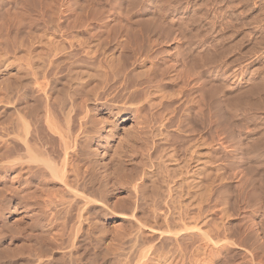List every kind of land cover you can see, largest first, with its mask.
<instances>
[{"label": "rangeland", "instance_id": "374dc122", "mask_svg": "<svg viewBox=\"0 0 264 264\" xmlns=\"http://www.w3.org/2000/svg\"><path fill=\"white\" fill-rule=\"evenodd\" d=\"M4 2L6 3V0H3ZM0 19V120L2 121L0 122L2 125L4 124L3 127L8 128L0 126V129L3 130H0L2 132L0 133L1 140L7 138L5 133H12L14 137L19 133L22 134L21 123L15 115L17 112L19 113L17 115H23L21 108L23 102L26 103V101L27 104L30 102V108L27 110L30 111L31 118H28L30 116L27 115L25 121L30 129L32 128V120L36 116L34 113L37 115L40 113L38 111L40 106L44 110L45 103H40L44 99L40 96L43 93L41 88L45 89V86L49 88L50 92L45 90L53 95L54 112L58 114L61 111L57 118L62 127L65 125V114L63 110H60L58 101L63 104L64 98L72 92V95L80 96L83 104L84 102L89 103L85 99L91 96L90 90L93 87L98 91L92 90L94 93L91 94H98L95 95L96 98L91 96L94 98L92 100L94 102L90 107V113L94 117L98 116L99 125H102L104 120L110 116L112 103L109 105L108 102H114L117 100L116 98L121 101L122 97V103L117 100L119 106L125 101L139 104L135 105L140 107L141 111L136 108L134 115L140 111V114H137L139 117L136 116L137 119L139 118L137 122L143 120L140 124L144 125V127L141 125L136 127V121L126 122L129 131L124 134H129L125 135L126 138L123 136L125 140L121 137V142L125 141L128 146L125 145L126 143L122 144L126 147H122L125 149L120 152L121 154L119 153V159L116 161V163H120L117 164L118 166L111 160L115 161V153L111 150H105L104 155L100 156L103 164L110 168L112 166L114 168L115 165L117 169L114 170L117 172L120 168L122 170L119 169V171L122 174L119 171L115 172L117 184L112 186L111 191L102 198L103 202L105 199L109 202H107L108 204L105 202L108 206L106 204H102V206L104 205V217L109 215L110 220L101 227L98 220L102 217L96 216L97 220L94 219L95 223L92 226L97 225L95 228L97 231L92 226L90 230L92 236L93 233L97 234L92 237L91 243L90 240H87L89 243L73 241L74 237L71 235L77 231L74 230L77 229V225L73 226L76 222L74 223L75 220L72 219H75L76 213H73L75 217L71 216L76 207L73 208V205L68 204L67 199L63 198L62 205L65 203V208L67 207L65 209L61 205V198L54 195V200H58H55L54 205L56 204V206L53 207L57 208V205L60 204L62 207L59 210L63 208L64 211L66 210V214L63 209L58 211V208H55L56 210L53 208L55 211L51 209V213L53 218L57 219L53 220L57 224V228H61V223L65 224L62 227H67L64 229L68 234V239L64 235L66 233L62 231L64 236L61 238L63 240H60L61 247H59V242V246L57 243L47 242L43 235H46L44 231L48 226L50 210L47 209V211L44 207L40 209L33 205L36 201L33 198L37 197L36 191H38L37 188L39 189L38 183L42 184V182L39 180L38 183L34 182L30 186L28 185L29 187L24 186L25 189L22 188L18 191L20 195L17 197L14 192H10V184H15V182L0 171V177H4L0 178V188L7 182L5 180H10L9 185L8 182L5 183L9 187H5L9 193L14 195L9 194L8 191L4 194L5 187L0 189V204H4L0 206V264H108L109 262L110 264H135L136 262V264H264V147H261L264 145V0H17V5L9 12L2 11L0 13ZM125 31L126 33H124ZM31 51L34 55H38V53L40 55V57L36 55L38 58L31 55L32 59L34 56L38 61L31 60V63L37 64L36 67L29 63ZM90 51L93 52L90 53ZM24 53L29 54L25 55ZM46 53L49 54L46 56ZM25 56L27 59L29 58L28 62L25 60ZM40 61L45 63L41 62L44 66L40 64ZM28 63L29 66L26 65ZM99 63L105 68L99 67ZM75 66L88 70L97 68L98 70L89 71H93L95 74L92 72L93 76L88 77L87 81L83 78L77 81L74 78L73 80L68 78L73 77V70L77 68ZM28 67L31 71L28 70ZM32 68H37L38 71V74L32 76L38 80L37 77L40 73L41 79L38 78L45 86L41 85L39 81L34 82L36 80L32 79L30 75L33 73ZM24 69L25 73H22ZM26 70L31 72L27 71L30 76L26 74ZM37 71L34 70L36 73ZM42 72H44V76L48 75L46 79L42 76ZM25 74L33 81L30 78L28 80ZM23 75L26 76L23 77V80H27V84L30 81V85L22 80ZM64 77H67L69 81L67 82ZM70 80H75L76 84L75 81L70 82ZM51 83H54L53 86L56 88ZM72 83L77 86L74 85L75 89L73 87L75 92L69 90V85L71 86ZM61 84L69 85H65L66 87L63 88ZM3 85L6 86L5 89ZM37 85L39 88L40 85L42 86L40 91ZM89 85L90 92L86 88ZM7 86L9 88L14 86L12 89L15 91L10 92L12 89L9 90ZM20 86L23 88H19ZM61 87L63 93L62 90H58L62 89ZM65 88L68 90L65 91ZM23 91L27 96L23 94ZM5 92H7V96ZM67 92L70 93L66 94ZM144 93H148L149 96L147 97L148 94ZM59 95L63 99L59 98ZM77 95L73 96L75 102L82 104L80 99H78L80 101L76 100L79 98ZM101 95H103L102 98L104 97L103 100L99 98ZM128 97H133L136 101L129 100ZM60 99L63 101L61 102ZM68 99L70 100V97ZM111 99L112 101H109ZM66 100L65 98V105L69 101ZM8 101L13 102L9 103ZM32 103H36L35 106H31ZM38 103L40 106L37 105ZM117 103H113V105L118 106ZM77 104L72 112L75 111L80 115L83 105ZM14 105H16V110L20 105L18 106L19 111H15L16 113ZM36 106H39V109ZM92 109L95 111L93 110V112ZM40 111L42 112V109ZM72 112L71 116L74 114ZM122 113H118L117 123L124 116L130 115V112L127 111ZM74 116L77 117L76 114L72 117ZM72 117L71 119H73ZM76 117L73 121L70 119L69 124L72 128L77 126L75 124L78 123V117ZM7 119H11L13 123L8 122ZM95 119L97 120V118ZM101 120L104 122L102 123ZM213 120L214 122H212ZM10 128H13V131ZM132 129L140 130L141 134L145 133L143 136L139 132L140 135L134 134L139 136L136 139L140 142L131 135L133 134ZM1 134H5V137ZM229 135L230 137H228ZM44 137L49 143L51 142L48 133H45ZM231 137L233 138L230 139ZM9 139V146L13 145L12 141L17 140V138L11 139V141ZM17 142H15L16 145ZM220 142L223 143L222 146L219 144ZM259 142L261 145L257 144ZM139 144L141 148L137 146ZM237 145L238 147H236ZM131 146L136 152L131 150ZM240 147L242 148L240 149ZM99 149L97 150L99 153L103 152L101 147ZM109 155L113 157L110 159L112 162L109 161ZM110 162L113 164L112 166ZM139 171L144 172L145 175ZM137 172L142 175H138ZM134 176H137V181ZM126 177H129L132 182L134 181L136 186ZM125 179L126 181L128 179L129 182H126ZM129 183L133 184V188ZM144 186L146 189L151 187L152 190L138 191L144 189ZM136 187L138 190H135ZM142 191L145 194H142ZM146 191L150 193L147 194ZM152 193L155 194V198ZM40 194L42 197H38L41 199L43 193ZM28 195L33 198L31 199ZM134 196L138 203L133 200ZM28 197L33 203L29 201ZM128 201L132 205L136 202V205L138 204L136 207L139 208H134V205L133 209L135 210L131 209L132 205L128 206ZM9 203L11 204L9 206L11 213L8 215ZM14 203L15 205H13ZM109 205L114 208L113 211L108 208ZM128 207L130 209H127ZM38 210H42V215ZM128 210H130L129 213ZM131 210L136 215L132 217V220L135 218L136 221L131 220L132 223L128 222L130 225L126 221L122 223L119 218L120 214H130ZM53 212L54 214L56 212V215ZM149 212L153 214H149ZM143 214L145 215L144 221L141 219ZM161 214L165 219H161L163 216L159 219ZM57 215H60L59 221L62 220V222L58 223ZM168 215H171L172 220L171 217L168 219ZM62 216H65L66 220L61 219ZM137 217L143 223L136 219ZM164 220L168 222V225L163 224ZM169 220L171 221L169 222ZM118 221L120 222L119 227L114 224ZM137 221L143 224L141 225L142 229L136 227V229L132 228L133 231L131 225L135 227L138 224ZM69 225L71 227H68ZM196 227L203 230L199 229L198 231ZM42 228H45L44 231ZM68 228H73V231ZM158 229H163L167 235ZM140 230L142 231L140 238L144 239L137 240L136 234H139ZM174 232L178 235H175ZM199 232L205 233L206 238L208 237L207 240L210 239L212 243L216 240L219 242H215L216 244L213 245L202 238L203 236H199ZM98 233H100L99 236H97ZM133 233L136 234L133 235ZM157 233L160 234L159 237H157ZM35 236L37 237L35 238ZM39 236L40 238H38ZM134 237L137 240L135 242ZM69 238H73V242ZM96 239L99 240L97 244ZM149 239L151 247L147 246L150 244ZM147 240H149L148 244ZM203 241L207 244H204ZM48 247L53 250H46ZM61 253L62 255H59ZM113 253L117 257L111 260Z\"/></svg>", "mask_w": 264, "mask_h": 264}, {"label": "bare ground", "instance_id": "6f19581e", "mask_svg": "<svg viewBox=\"0 0 264 264\" xmlns=\"http://www.w3.org/2000/svg\"><path fill=\"white\" fill-rule=\"evenodd\" d=\"M20 1V0H19ZM19 3V2H18ZM21 3V2H20ZM22 4H24V3H22ZM17 5V0H6V3L4 2L3 3V0H2V2H0V13L3 11H5V13H7V12H9V10L10 9H12V8H14L15 6ZM24 6V5H23ZM22 7V6H21ZM20 8V7H19ZM86 8V7H85ZM2 10V11H1ZM15 10V9H14ZM27 10V9H26ZM34 10V9H33ZM20 11V10H19ZM21 11H23V10H21ZM17 12V11H16ZM27 12H29V11H27ZM15 12L13 11V14H14ZM20 13V12H19ZM24 13V12H23ZM84 13V12H83ZM18 14V13H17ZM27 14V13H26ZM24 15V14H23ZM108 16V15H107ZM36 17V16H35ZM93 17V16H92ZM25 18V17H24ZM107 18V17H106ZM1 20V19H0ZM85 20V19H84ZM23 22V21H22ZM1 23V22H0ZM102 24V23H101ZM4 25V24H3ZM46 25V24H45ZM21 26V25H20ZM30 26V25H29ZM56 26V25H55ZM83 26V25H82ZM125 26V25H124ZM98 27V26H97ZM1 28V27H0ZM125 29V28H124ZM126 30V29H125ZM127 31H128V29H127ZM8 33V32H7ZM124 33H126V31L124 32ZM62 35V34H61ZM136 35V34H135ZM128 37V36H127ZM137 37V36H136ZM68 38V37H67ZM122 38V37H121ZM136 40H138V39H136ZM59 42V41H58ZM91 42H93V41H91ZM151 44V43H150ZM7 45V44H6ZM55 45V44H54ZM117 46V45H116ZM133 46H134V44H133ZM4 47V46H3ZM80 47V46H79ZM105 47V46H104ZM128 47V46H127ZM9 48V47H8ZM86 48V47H85ZM120 48H122V47H120ZM49 49V48H48ZM87 49V48H86ZM37 50V49H36ZM56 51V50H55ZM32 52V51H31ZM70 52V51H69ZM87 52V51H86ZM88 52H89V50H88ZM93 52V51H92ZM91 51H90V53H92ZM33 53V52H32ZM30 54V56L31 55H34V53L33 54ZM38 53V52H37ZM56 53V52H55ZM25 54V53H24ZM26 54H29V53H26ZM25 54V55H26ZM45 54V53H44ZM47 54H49V53H46V56H47ZM86 54V53H85ZM37 55V54H36ZM36 55H34V56H36ZM38 55H39V53H38ZM37 55V56H38ZM43 55V54H42ZM41 55V56H42ZM52 55V54H51ZM93 55V54H92ZM34 56H33V59H36V57L34 58ZM45 56V57H46ZM50 56V55H49ZM53 56H55V55H53ZM95 56V55H94ZM39 57H40V55H39ZM25 58H26V56H25ZM31 59H30V61H29V63H31V60L32 61H34L33 59H32V56L30 57ZM38 58V57H37ZM42 58V57H41ZM140 58V57H139ZM49 59V58H48ZM112 59V58H111ZM7 60V59H6ZM25 60H27V62H28V60H29V58L27 59H25ZM41 60V59H40ZM47 60V59H46ZM45 60V61H46ZM51 60H52V58H51ZM8 61V60H7ZM57 61H58V59H57ZM77 61H79V60H77ZM77 61H76V64H77ZM26 62V63H27ZM36 62H38L37 61V59H36ZM42 61H40V64H42V63H44V62H42ZM101 62V61H100ZM29 63L28 64H26V65H28L29 66ZM52 63V62H51ZM84 64H85V62H83ZM10 64V63H9ZM33 63H31V65H32ZM45 64V63H44ZM47 64V63H46ZM87 64H89V63H87ZM86 64V65H87ZM95 64V63H94ZM100 64L101 63H99V67H103V66H100ZM103 64V63H102ZM36 65L37 64H33V66L34 67H36ZM43 65V64H42ZM53 65V64H52ZM55 65V64H54ZM79 65V64H78ZM77 65V66H78ZM81 65V67L83 66L82 64H80ZM79 65V66H80ZM93 65V64H92ZM5 66V65H4ZM32 66V67H33ZM44 66V65H43ZM77 66H75V67H77ZM87 66H89V65H87ZM148 66V65H147ZM7 67V66H6ZM5 67V68H6ZM40 67V66H39ZM39 67H38V69H39ZM96 67V66H95ZM98 67V68H99ZM111 67V66H110ZM25 68H27V67H25ZM29 69L28 70H30V67H28ZM89 68V67H88ZM103 68H105V67H103ZM113 68V67H112ZM33 69V68H32ZM37 68H35V69H33L32 70V74H30L31 76L33 75V74H38V71L36 70ZM43 69V68H42ZM72 69V68H71ZM90 69H91V67H90ZM97 69V68H96ZM96 69H91V70H96ZM101 69V68H100ZM28 70H26V74H27V71ZM34 70L35 71H37V73L36 72H34ZM44 70V69H43ZM70 70V69H69ZM68 70V71H69ZM91 70H88V69H86V68H79V67H77L76 69H74L73 70V77L71 78V77H68L69 79H72L73 80V78L75 79V80H80L81 78H83V80H85V81H87L86 79H88V77H90L91 75L93 76V73L92 72H89V71H91ZM98 70V69H97ZM103 70V69H102ZM20 71H22V70H20ZM31 71V70H30ZM30 71H28L29 73H31ZM16 72V71H15ZM40 72H41V70H40ZM69 72H72V71H69ZM68 72V73H69ZM101 72V71H100ZM103 72V71H102ZM105 72V71H104ZM103 72V73H104ZM22 73H25V69H24V72H22ZM43 74H42V76H44V72H42ZM112 73V72H111ZM25 74V75H26ZM95 74V73H94ZM96 74H98V73H96ZM25 75H23L22 76V80H23V77L25 76ZM27 75H29V74H27ZM26 75V76H27ZM29 75V76H30ZM72 75V74H71ZM25 76V77H26ZM36 76V75H35ZM38 76V75H37ZM36 76V77H37ZM46 76H48V75H46ZM46 76H44V77H42V78H44V79H46ZM66 76H68V75H66ZM69 76H70V74H69ZM38 77H40V79H41V75H40V73H39V76ZM37 77V79L38 80H36L35 79V77H33L32 76V79H35L36 81H34V82H37V81H39L40 82V80H39V78ZM105 77V76H104ZM124 77V76H123ZM26 78H28V76L26 77ZM30 79H31V77H29ZM29 78H28V80H29ZM56 78V77H55ZM54 78V79H55ZM57 78H59V77H57ZM56 78V79H57ZM60 78H62V77H60ZM64 78H66V80H67V77H64ZM7 79V78H6ZM10 79V78H9ZM31 79V81H33ZM51 80V79H50ZM50 80H48V81H50ZM60 80V79H59ZM58 80V81H59ZM64 80V79H63ZM72 80H70V82L72 81ZM74 80V81H75ZM26 84H27V80L25 81V80H23ZM46 81V80H45ZM45 81H42V82H45ZM57 81V80H56ZM61 81V80H60ZM59 81V82H60ZM69 80H67V82H68ZM74 81H72V82H74ZM38 82V84H40ZM62 82V81H61ZM66 81H65V83H67ZM24 83V84H25ZM63 83V82H62ZM87 84H88V82H86ZM85 83V84H86ZM113 83V82H112ZM157 83V82H156ZM5 84V83H4ZM11 84V83H10ZM25 84V85H26ZM37 84V83H36ZM52 84V86H53V84L54 83H51ZM64 84V83H63ZM72 84H73V86H72ZM71 84V86L69 85V84H65V85H69V90H74L77 86L75 85L76 84V81H75V84L74 83H72ZM79 84V83H78ZM93 84V83H92ZM146 84V83H145ZM5 85H7V84H5ZM13 85H15V84H13ZM27 85H30V81H29V84H27ZM41 85H44V83L42 84L41 83ZM40 85V88L42 87ZM57 85V84H56ZM62 85V84H61ZM63 86V88L64 87H66V86ZM74 85L76 86V87H74ZM4 86V85H3ZM8 86H9V84H8ZM7 86V88H9ZM16 86V85H15ZM24 86V85H23ZM23 86L21 87H19V88H23ZM36 86V85H35ZM45 86V85H44ZM44 86H43V88H44ZM92 86V85H91ZM94 86H95V84H94ZM5 87L6 86H4V89H5ZM14 87V86H13ZM13 87H10L11 89L13 88ZM18 87V86H17ZM37 87L39 88V85H37ZM53 87H55V86H53ZM70 87H71V89H70ZM73 87H74V89H73ZM81 87V86H80ZM96 87V86H95ZM3 88V87H2ZM7 88H6V90H7ZM10 88H9V90H10ZM16 88V87H15ZM19 88H18V90H19ZM37 88V89H38ZM40 88L38 89L39 91H40ZM56 88V87H55ZM62 88V87H61ZM63 88L62 89H58V90H62V93L64 92L63 91ZM67 88H68V86H67ZM67 88H65L64 90L65 91H67L68 89ZM86 88H88L87 90L89 91L90 89L89 88H91L90 87V85H89V87H86ZM17 89V88H16ZM45 89H47V90H49V88H46V86H45ZM45 89H42L41 88V90H42V92L43 93H41L42 95H44V96H42L41 94V96L40 97H43V101H40V103L41 102H43V104L45 103V106H44V110H43V107L42 106H40L39 104L40 103H38L37 105H39V106H36L37 108L39 107L40 108V110L42 109V112L40 111V110H38L37 108V110L40 112H38L39 114L37 115L36 113H34L36 116L34 117V115H33V120H32V128L30 129V127H29V125H28V123L25 121V120H27L26 118V116L27 115H29L30 116V111L29 110H27V108L29 109L30 107H29V103L27 104V101H26V103L25 102H23L24 104H25V106H24V104L22 105V110H21V113L23 114V115H17V114H19L18 112H17V110L19 111V108H18V106H20V105H18L17 106V110H16V108H15V106L17 105H14L13 107L15 108V110H14V112L16 111L17 112V116L15 115V113H13L14 115H15V117H18V119H19V121H20V123H21V132H22V134H18V136H13L14 134H12L11 133V131H13L11 128H10V133L11 134H8V133H5V134H1L2 136H7V138L5 137L4 139H2L1 140V138H0V171H1V173H5V174H7L8 176H9V179L10 180H13L14 182H15V184L14 183H11V181L10 180H5V181H7V182H5V183H7L8 185H9V183H11L10 185H11V189H10V192H14V195H17V197L20 195V194H18L19 192L18 191H20L22 188H24V186H30V184H32V183H34V182H37V181H41L42 182V184H40V183H36L37 185H38V187H39V189L37 188V190L38 191H36V195H37V197H36V195H35V197L36 198H33V197H31V195H28L29 197H31V199L33 198V200H36V201H34V203L32 202V200L30 199L29 201H31L32 203H33V205H35L37 208H43L44 207V209L46 208V210L48 209V210H50V215L48 216L49 218H48V226L46 227V230L44 231V229H43V231L45 232V234L46 235H43L44 237V239L45 240H47V242H51V243H53V244H55V243H57V245H58V242H59V245H60V240H63V239H61L64 235L67 237V239H68V234L65 232V229H67V227H62L63 226V224L61 223V228H57V224L55 223V221L54 220H57V219H55V218H53V215H52V211L56 208V207H53V206H56V204L54 205V203L56 202L55 200H58V199H55L54 200V196H56L57 198H61L60 200H61V205H62V202H63V198H66L67 199V202H68V204H71V205H73V208H74V206L76 207L75 209V212L73 211L72 212V218L73 217H75V219H72V220H75L74 221V223L76 222V224L75 225H73V226H75L76 227V225H77V229H74V230H77L75 233H74V235H73V233H72V235H71V237H74V239H73V241L75 242V240L77 241V242H80V243H82L83 241H87V240H90V243H91V241H92V237L94 236V235H96L97 233H93L94 235L92 236V232H91V230H90V228H91V226L93 225V223H95L94 222V219H96V216H98V215H100L102 218L100 219V220H98L100 223H101V227H103V225H105L106 223H108L107 221H109L110 220V217H109V215H108V217H104V215H105V212L103 211V206H102V204H106L108 201H106V199H105V201L103 202L102 200V198H103V196H106L110 191H111V187L112 186H114L115 184H117V181L115 182V176H114V174L115 175H117L116 173H118V171H119V169H118V171L116 172V170H114L116 167H115V165H114V168H113V164L111 163L112 161L111 160H113V163L114 164H120V163H116V161L119 159V153L120 152H122L124 149L122 148V147H124L125 145L126 146H128L127 145V143L124 141L123 143L125 144V145H122L123 143L121 142V137H125V135L127 136L129 133H125L124 134V132H126V131H129L127 128V126H126V122H128L129 120H133V122H135V123H137L136 124V127H137V125H141L142 124V119H140V120H142V121H138L137 122V120L139 119H137V117H139V116H137V114L139 113L140 114V107L138 108V106L137 105H135V104H138V103H134V102H131V103H133L132 105H131V103H128L127 101H125V102H123V104L121 105V106H119L120 104H118L117 103V100H119V98H116L117 100H115L114 102H108V104L109 103H112V106L110 107L111 109H110V116L108 117V119H105L104 121H102V125L100 124L99 125V122H98V116H96V117H94V115L93 114H91L90 113V110H91V105H93V102L94 101H92V100H94V98H96V94H98V93H95V94H91V93H94V92H96V91H98V90H94L95 88L93 87V88H91V92H90V95L92 96V97H94V98H91V96L90 97H87L85 100L86 101H88L89 103H85L84 102V104L82 103V99H80V96L79 95H77V94H75V95H72V92L69 94L68 92L66 93V94H69V95H71V96H69V95H62V96H66L65 98L67 99L66 101H68L69 99V97H70V100L67 102V105H65L66 103H65V98H64V101L63 100H61V99H63L62 98V96L61 95H59V98H61L60 100H61V102L63 103V104H60V102L58 101V105H59V107H60V110H63V112H64V114H65V125L62 127L61 125H60V122H59V120H58V116L60 115L59 113H61V111L58 113V114H56L55 112H54V108H53V95L51 94V93H49L50 92V90H49V92H47ZM149 89V88H148ZM5 90V91H6ZM9 90H7V91H9ZM23 90H25V89H23ZM37 90V92H39ZM79 90V89H78ZM77 90V91H78ZM81 90V89H80ZM94 92H93V91ZM124 90V89H123ZM13 92V91H15L14 89H12V90H10V92ZM19 92H21L22 93V91H19ZM19 92H17V93H19ZM36 92V93H37ZM74 92H75V90H74ZM74 92H73V94H74ZM148 92V91H147ZM156 92V91H155ZM7 92H5V94H6ZM9 93V92H8ZM26 93V92H25ZM25 93H24V91H23V94L25 95ZM58 93V92H57ZM76 93H78V92H76ZM120 94V93H119ZM133 94V93H132ZM145 95L146 94H148V93H144ZM9 95V94H8ZM16 95H20V94H16ZM79 96V98H77L76 100H78V99H80L81 100V103L82 104H80V102H79V104H77V102H75V97H73V96ZM118 95V94H117ZM131 95V94H130ZM136 95V94H135ZM139 95V94H138ZM6 96H7V94H6ZM5 96V97H6ZM21 96H22V94H21ZM25 96H27V95H25ZM37 96H38V94H37ZM61 96V97H60ZM69 96V97H68ZM99 96V95H98ZM102 96L103 95H101V97H99V98H102ZM109 96V95H108ZM149 96V94L147 95V97ZM4 97V98H5ZM24 97V96H23ZM68 97V98H67ZM111 97V96H110ZM134 97V96H133ZM133 97H130V98H133ZM3 98V99H4ZM8 98V100H9V97H7ZM6 98V99H7ZM28 98V97H27ZM81 98H82V96H81ZM104 98V97H103ZM103 98H102V100H103ZM129 97H128V99L129 100H132V101H134L135 100V98H133V99H130ZM142 98V97H141ZM5 99V100H6ZM14 99V98H13ZM22 99V98H21ZM24 99V98H23ZM40 99H42V98H40ZM108 99H110V98H108ZM115 99V98H114ZM138 99V98H137ZM11 100V99H10ZM80 100H78V101H80ZM122 100H123V97H122ZM122 100L120 101L121 103H122ZM25 101V100H24ZM105 101H107V100H105ZM109 101H112V99L111 100H109ZM136 101V100H135ZM141 101V100H140ZM5 102V101H4ZM9 102V101H8ZM10 102H13V101H10ZM9 102V103H10ZM34 102V101H33ZM36 102V101H35ZM138 102V101H137ZM1 103H3V102H1ZM6 103H7V101H6ZM37 103V102H36ZM35 103V104H36ZM77 105H83L81 108H82V111H81V114L79 115V113H75V111L74 112H72L73 111V109L75 108V105L76 104ZM107 103V102H106ZM113 103H117L118 104V106L117 105H113ZM198 103V102H197ZM12 104V103H11ZM11 104H9V105H11ZM19 104V103H18ZM35 104H31V106L32 105H34L35 106ZM95 104V103H94ZM5 105V104H4ZM26 105H28L27 107H26ZM110 105V104H109ZM139 105V104H138ZM6 106V105H5ZM4 106V107H5ZM12 106V105H11ZM134 106V107H133ZM7 107V106H6ZM5 107V108H6ZM12 107V108H13ZM26 109H25V108ZM58 107V106H57ZM95 107V106H94ZM97 107V106H96ZM24 108V109H23ZM32 108V107H31ZM108 108V107H107ZM136 108H138L140 111L138 112V113H136V115H134V112H136ZM7 109V108H6ZM34 109V108H33ZM138 109H137V111H138ZM5 110V109H4ZM56 110H58V109H56ZM94 109H92V111H93ZM132 110H134V111H132ZM11 111H13V110H11ZM34 111H35V109H34ZM59 111V110H58ZM95 111V110H94ZM93 111V112H94ZM125 111H127V112H130V115L127 117V115L126 116H124L122 119H121V121L119 122V123H117L116 121V117H118V113L119 112H125ZM132 111V112H131ZM36 112V111H35ZM71 112H72V114L73 115H77V117L76 116H74V117H76L77 118V120H78V123H77V120H76V123L77 124H75V125H77L75 128H72L71 126H70V124H69V122H70V119H71V117L73 116H71ZM10 113V112H9ZM12 113V112H11ZM20 113V114H21ZM96 113V112H95ZM7 114V113H6ZM26 114V115H25ZM108 114V113H107ZM123 114V113H122ZM10 115V114H9ZM8 115V116H9ZM58 115V116H57ZM79 115V116H78ZM25 116V117H24ZM137 116V117H136ZM142 116V115H141ZM140 116V118H142ZM74 117H72L73 119H71L72 121L74 120ZM149 117H151V116H149ZM226 117V116H225ZM28 118H31V116L30 117H28ZM60 118V117H59ZM95 118H97V120L95 119ZM135 118H136V120H135ZM208 118V117H207ZM254 118V117H253ZM17 119V118H16ZM8 120V122H10L11 121V119H7ZM62 120V119H61ZM159 120V119H158ZM210 120H212V119H210ZM1 121V120H0ZM100 121V120H99ZM160 121V120H159ZM2 122V121H1ZM0 122V123H1ZM12 122V121H11ZM212 122H214V120L212 121ZM13 123V122H12ZM16 123V122H15ZM132 123V122H131ZM141 123V124H140ZM144 123V122H143ZM216 123V122H215ZM214 123V124H215ZM134 124V123H133ZM132 124V125H133ZM209 124V123H208ZM212 124V123H211ZM4 125V124H3ZM3 125H2V123H1V125L0 126H2L3 127ZM7 125V123L5 124V126ZM129 125H131V124H129ZM131 125V126H132ZM134 126V125H133ZM142 126V125H141ZM160 126V125H159ZM12 127V126H11ZM126 127V128H125ZM142 127H144V125L142 126ZM3 128H7V127H3ZM2 128V129H3ZM8 129V128H7ZM14 129H15V127H14ZM135 129V128H134ZM139 129V128H138ZM138 129L137 130H133V134H131L133 137H134V139H136V138H138L139 136L137 135H134V134H141V132H139L138 131ZM140 129H141V127H140ZM1 130V129H0ZM131 130V131H132ZM1 131H3V130H1ZM9 131V130H8ZM15 131V130H14ZM17 131V130H16ZM119 131H121V132H119ZM134 131H136L135 133H134ZM141 131H143V129H141ZM4 132H7V131H5L4 130ZM3 132V133H4ZM139 132V133H138ZM0 133H2V132H0ZM45 133L47 134H49V136H50V139H51V142L49 143L48 142V140H46L47 138L46 137H44L45 136ZM122 133V134H121ZM131 133V132H130ZM163 133V132H162ZM229 133V132H228ZM139 134V135H140ZM145 133L143 132L141 135L143 136ZM230 134V133H229ZM233 134V133H232ZM10 135H12L13 137H11ZM1 136V137H2ZM11 137V139H16L17 138V140H15V142L16 141H18L17 142V145L15 144V142L14 141H12V143H13V145L15 144L16 146L14 147L12 144H10L11 146H9L8 145V139ZM158 136V135H157ZM156 136V137H157ZM232 136V135H231ZM9 137V138H8ZM124 137H123V140H125L124 139ZM133 137H131V138H133ZM228 137H230V135L228 136ZM235 137V136H234ZM126 138V137H125ZM233 137H231L230 139H232ZM11 139H9V141H11ZM133 139V141L135 142V140ZM163 139V138H162ZM236 139V138H235ZM136 140H138V139H136ZM139 141V140H138ZM220 141V140H219ZM218 141V142H219ZM222 141V140H221ZM132 142V141H131ZM140 142V141H139ZM138 142V143H139ZM229 142V141H228ZM237 142H238V139H237ZM10 143V142H9ZM133 143V142H132ZM137 143V144H138ZM134 144V143H133ZM221 146H222V142H220L219 143ZM226 144V143H225ZM258 145L260 144L261 145V143L259 142V143H257ZM257 144H255V146L257 145ZM132 145V144H131ZM134 145H136V144H134ZM134 145H132L133 146V148H135V146ZM189 145V144H188ZM231 145V144H230ZM258 145H257V147H258ZM125 146V147H126ZM132 146H131V148H132ZM137 146H139L140 147V144L139 145H137ZM136 146V147H137ZM187 146V145H186ZM224 146V145H223ZM102 148V150H103V152L101 151V153H99L97 150L99 149V148ZM232 147V146H231ZM236 147H238V145L236 146ZM261 147H264V145L263 146H261ZM260 147V148H261ZM128 148V147H127ZM130 148V147H129ZM130 148V149H131ZM133 148L131 149V150H133ZM141 148V147H140ZM242 147H240V149H241ZM111 150V152H113V153H115L114 154V157H115V161H114V159H111V158H113V157H111L110 155V157H109V161H111L110 163H111V166H112V168H110V167H108L107 165H105V164H103V162H102V158L100 157V156H103L104 155V153H105V150ZM122 149V150H121ZM137 149V148H136ZM237 149V148H236ZM259 149V148H258ZM100 150V149H99ZM145 150V149H144ZM134 151V150H133ZM132 151V152H133ZM109 152V151H108ZM111 152H110V154H111ZM124 152H126V151H124ZM131 152V153H132ZM134 152H136V151H134ZM141 152V151H140ZM172 152V151H171ZM106 153H107V151H106ZM160 153V152H159ZM121 154V153H120ZM140 154V153H139ZM170 154V153H169ZM129 155V154H128ZM133 155V154H132ZM135 155V154H134ZM107 156V155H106ZM113 156V155H112ZM142 157V156H141ZM105 158V157H104ZM107 158V157H106ZM111 159V160H110ZM138 160V159H137ZM191 160V159H190ZM108 161V160H107ZM143 161V160H142ZM141 161V162H142ZM138 162V161H137ZM140 162V163H141ZM105 163H106V161H105ZM107 164V163H106ZM124 164H125V162H124ZM142 164H143V162H142ZM145 164V163H144ZM246 164V163H245ZM117 165V166H118ZM142 166V165H141ZM143 166H145V165H143ZM132 168H133V166H132ZM117 169V168H116ZM135 169H137V168H135ZM148 169V168H147ZM243 169V168H242ZM120 170H122V169H120ZM124 170V169H123ZM134 170V169H133ZM176 170V169H175ZM174 170V171H175ZM137 171V170H136ZM135 171V172H136ZM173 171V172H174ZM116 172V173H115ZM120 172V171H119ZM131 172V171H130ZM139 172H142V171H139ZM139 172H137L138 173V175L140 174V175H142L141 173H139ZM121 173V172H120ZM127 173H129V172H127ZM127 173H125V174H127ZM143 174H144V172H142ZM122 174V173H121ZM120 174V175H121ZM134 174V173H133ZM240 174V173H239ZM243 174V173H242ZM1 175V174H0ZM137 175V174H136ZM145 175V174H144ZM143 175V176H144ZM147 175V174H146ZM157 175V174H156ZM172 175V174H171ZM5 176V175H4ZM11 176V177H10ZM152 176V175H151ZM175 176V175H174ZM176 176H177V173H176ZM117 177V176H116ZM118 177H119V174H118ZM129 177H130V174H129ZM129 177H126V178H129ZM134 177H136L135 178V180L137 181V176H134ZM161 177V176H160ZM167 177V176H166ZM1 179L2 178H4V177H0ZM125 178V177H124ZM139 178V177H138ZM140 178H142V177H140ZM139 178V179H140ZM152 178V177H151ZM150 178V179H151ZM169 178V177H168ZM5 179H6V177H5ZM130 179V178H129ZM132 179H133V176H132ZM138 179V180H139ZM131 180V179H130ZM2 181V180H1ZM125 181H126V179H125ZM127 181H128V179H127ZM126 181V182H127ZM152 181V180H151ZM115 182V183H114ZM129 182V181H128ZM142 182V181H141ZM140 182V183H141ZM172 182V181H171ZM243 182H244V180H243ZM4 183V185H2L1 186V190L6 186L7 187V184H5ZM131 183H133L134 185H135V182L133 181L132 182V180H131ZM131 183H129V184H131ZM185 183V182H184ZM3 184V183H2ZM35 184V185H36ZM123 184H125V183H123ZM133 184H131V186L133 185ZM136 184H137V182H136ZM143 184V183H142ZM178 184V183H177ZM241 184V183H240ZM41 185V186H40ZM28 186V187H29ZM126 186V185H125ZM136 186V185H135ZM141 186V185H140ZM147 186H149V185H147ZM188 186V185H187ZM239 186H241V185H239ZM3 187V188H2ZM4 188V189H6V190H3V192H4V194H5V192H7L8 191V193H9V190H7V188L9 187H7V188ZM118 187V186H117ZM139 187V186H138ZM146 186H144V189H140V190H138V188L137 189H135V190H138V191H141V190H152V188L150 187V189H149V187L146 189L145 188ZM155 187V186H154ZM132 188H133V186H132ZM140 188V187H139ZM141 188H143V187H141ZM242 188V187H241ZM13 189V190H12ZM25 189V188H24ZM27 189V188H26ZM113 189V188H112ZM190 189V188H189ZM134 190V189H133ZM34 191H35V189H34ZM113 191V190H112ZM137 191V192H138ZM154 191H155V189H154ZM181 191V190H180ZM45 192V193H44ZM46 192H48V193H46ZM129 192V191H128ZM143 192V191H142ZM146 192H148V191H146ZM153 192V191H152ZM189 192V191H188ZM12 193H9V194H12ZM20 193H22V192H20ZM40 193H43V198H39L38 196H41V194ZM130 193H131V191H130ZM141 193V192H140ZM139 193V194H140ZM150 192H148L147 194H149ZM25 194V193H24ZM23 194V195H24ZM35 194V193H34ZM132 194V193H131ZM142 194H145L144 192L142 193ZM146 194V195H147ZM152 194H154V193H152ZM13 195V194H12ZM13 195V196H14ZM22 195V194H21ZM32 195H33V193H32ZM54 195V196H53ZM137 195V194H136ZM174 195V194H173ZM5 196V195H4ZM4 196H2V197H4ZM8 196V195H7ZM26 197H27V195H25ZM25 196H24V199H25ZM52 196H53V198H52ZM59 196V197H58ZM130 196V195H129ZM132 196V195H131ZM157 196V195H156ZM179 196V195H178ZM193 196V195H192ZM42 197V196H41ZM116 197V196H115ZM118 197V196H117ZM152 197V196H151ZM162 197V196H161ZM180 197V196H179ZM183 197V196H182ZM5 198H6V196H5ZM134 199L133 200H136L137 201V198H135V196L133 197ZM153 198H155V194H154V197ZM152 198V199H153ZM158 198H160V197H158ZM177 198V197H176ZM3 199V198H2ZM8 199V198H7ZM18 199V198H17ZM16 199V200H17ZM21 199H22V197H21ZM115 199V198H114ZM117 199H119V198H117ZM165 199V198H164ZM23 200V199H22ZM27 200V199H26ZM59 200V201H60ZM113 200V199H112ZM129 200V199H128ZM157 200V199H156ZM5 202H6V200H4ZM116 201V200H115ZM120 201V200H119ZM127 201V200H126ZM160 201V200H159ZM8 202H9V200H8ZM7 202V203H8ZM103 202V203H102ZM106 202V203H105ZM120 202H122V201H120ZM150 202V201H149ZM176 202V201H175ZM17 203V202H16ZM26 203V202H25ZM31 203V204H32ZM60 203V202H59ZM109 203V202H108ZM107 203V204H108ZM127 203V202H126ZM128 203L129 204H127L128 206L131 204L132 205V203L131 202H129L128 201ZM137 203H138V201H137ZM200 203V202H199ZM198 203V204H199ZM1 204H3V203H1ZM1 204H0V206H1ZM57 204H58V201H57ZM64 205H62V206H64V208H65V203H63ZM106 204V205H107ZM113 204V203H112ZM4 205V204H3ZM13 205H15V203L13 204ZM12 205V206H13ZM33 205H31L32 207H33ZM60 204L59 205H57V210L58 211H60V210H62V209H60L59 210V208H61L62 206H61ZM130 205V206H131ZM135 205V206H134ZM138 205V204H137ZM136 205V202H135V204L133 203V205H132V208L131 209H133V206H134V208L137 206ZM9 206H11V204L9 203V205H8V207ZM23 206V205H22ZM58 206H60V207H58ZM108 206V205H107ZM110 207H108L109 209H111L112 211L114 210V208H111V205H109ZM118 206V205H117ZM125 206V205H124ZM169 206V205H168ZM116 207V206H115ZM54 208V209H53ZM67 208V207H66ZM65 208V209H66ZM121 208V207H120ZM122 208H126V207H122ZM136 208H139V207H136ZM160 208V207H159ZM7 209V208H6ZM35 209V208H34ZM51 209H52V211H51ZM55 209V210H56ZM127 209H130V207H128ZM141 209H142V207H141ZM146 209V208H145ZM144 209V210H145ZM17 210V209H16ZM47 210V211H48ZM54 210V211H55ZM68 210V209H67ZM72 210H74V209H72ZM108 209L106 208V211H107ZM133 210H135V209H133ZM137 210V209H136ZM151 210H152V208H151ZM184 210V209H183ZM38 211H40V210H38ZM42 211V210H41ZM41 211H40V215H42L41 214ZM44 212H45V210H43ZM63 211H64V209H63ZM124 211H125V209H124ZM138 211V210H137ZM150 211V210H149ZM153 211V210H152ZM158 211V210H157ZM65 212V214H66V210L64 211ZM63 212V213H64ZM109 212V211H108ZM120 212V211H119ZM126 212H127V210H126ZM130 212V210H128V213ZM140 212V211H139ZM165 212V211H164ZM11 213V208L9 207L8 208V215ZM46 213V212H45ZM61 213V215H62V212H60ZM71 213V212H70ZM73 213H76V215L75 216H73ZM140 213H142V212H140ZM150 213H152V212H149V214ZM184 213V212H183ZM53 214H54V212H53ZM59 214V213H58ZM64 214V215H65ZM112 214H114V213H112ZM115 214H118V213H115ZM153 214V213H152ZM166 214V213H165ZM168 214V213H167ZM195 214V213H194ZM253 214V213H252ZM28 215V214H27ZM32 215V214H31ZM45 215H47V214H45ZM54 215H56V212H55V214ZM148 215V214H147ZM159 215H160V213H159ZM192 215V214H191ZM70 216H68V217H70ZM119 216V215H118ZM134 216H136V215H134V212L131 210V213L130 214H120V216H119V218H120V220L122 221V223H123V221H126L127 222V224H129L130 225V223H132L131 222V220H132V217H134ZM140 216V215H139ZM142 216V215H141ZM144 214H143V216H142V220H143V218H144ZM149 216V215H148ZM147 216V217H148ZM153 216V215H152ZM163 216V214H161V216L159 217V219L161 218ZM166 216V215H165ZM31 217V216H30ZM34 217V216H33ZM55 217V216H54ZM59 217V218H58ZM65 216H62L61 217V219L62 218H64ZM67 217V216H66ZM67 217V218H68ZM168 219H170V217H171V215H168ZM188 217V216H187ZM245 217V216H244ZM42 218V217H41ZM57 218H58V221L60 220V215L58 216L57 215ZM113 218V217H112ZM153 218V217H152ZM167 218V217H166ZM179 218V217H178ZM199 218V217H198ZM54 219V220H53ZM70 219V218H69ZM136 219H138V217L136 218ZM141 219H138L139 221H141ZM146 219V218H145ZM161 219H165L164 218V216L161 218ZM167 219V220H168ZM188 219V218H187ZM192 219V218H191ZM264 219V218H263ZM33 220V219H32ZM35 220V219H34ZM64 220H66V218H64ZM64 220H63V222H64ZM97 220V219H96ZM119 220V221H120ZM133 220H135V218H133ZM132 220V221H133ZM153 220V219H152ZM171 220H172V217H171ZM171 220H169V222L171 221ZM40 221V220H39ZM68 221V220H67ZM117 221V220H116ZM114 222V224H116V225H118V227H119V224H120V222ZM136 221V220H135ZM144 221V220H143ZM143 221H141L142 223H143ZM149 221V220H148ZM158 221V220H157ZM34 222V221H33ZM32 222V223H33ZM60 222H62V220L61 221H59L58 223H60ZM71 222V221H70ZM112 222V221H111ZM125 222V223H126ZM128 222H130V223H128ZM141 222H136V223H138V224H134L135 225V227L134 226H132L131 225V229L132 228H135L136 229V227L138 228V229H142L141 228V225H143ZM182 222H183V220H182ZM196 222V221H195ZM23 223V222H22ZM66 223V222H65ZM99 223V224H100ZM118 223V224H117ZM125 223H124V225H125ZM134 223V222H133ZM141 223V224H140ZM157 223H160V222H157ZM186 223V222H185ZM192 223H193V221H192ZM24 224V223H23ZM38 224V223H37ZM44 224V223H43ZM73 224V223H72ZM147 224V223H146ZM161 224H162V222H161ZM164 225H168V222H165V220H164V223H163ZM169 224H172V223H169ZM191 224V223H190ZM195 224V223H194ZM42 225V224H41ZM96 225V224H95ZM111 225H112V223H111ZM122 225V224H121ZM123 225V226H124ZM192 225V224H191ZM64 226H65V224H64ZM72 226V227H73ZM97 226V225H96ZM96 226H92L93 228H94V230H96L95 228H96ZM146 226H148L149 227V225H146ZM44 227V226H43ZM68 227H71L70 225L68 226ZM106 227H107V225H106ZM112 227H114L113 225H112ZM116 227V226H115ZM127 227V226H126ZM184 227H185V225H184ZM263 227V226H262ZM13 228V227H12ZM63 228V229H62ZM110 228V227H109ZM117 228V227H116ZM161 228V227H160ZM163 229H164V227H162ZM168 228V227H167ZM188 228V227H187ZM193 228H195V227H193ZM196 228H198V227H196ZM68 229H70V228H68ZM73 228H71L70 230H72ZM126 229V228H125ZM163 229H161L162 231H164ZM192 229V228H191ZM199 229L200 228H198L197 230L199 231ZM250 229V228H249ZM108 230V229H107ZM114 230V229H113ZM128 231H129V229H127ZM133 230V229H132ZM160 232H161V230L160 229H158ZM188 230H190V229H188ZM196 230V231H197ZM203 230V229H202ZM201 229H200V231H202ZM65 232L66 234H64L63 232ZM73 231V230H72ZM97 231V230H96ZM116 231V230H115ZM118 231V230H117ZM134 231V230H133ZM137 232H138V230H136ZM148 231V230H147ZM157 231V230H156ZM171 231V230H170ZM170 231H168V232H170ZM197 231V232H198ZM95 232V231H94ZM114 232V231H113ZM119 232V231H118ZM125 232H126V230H125ZM136 232V233H137ZM149 232H150V230H149ZM148 232V233H149ZM158 232V231H157ZM160 232H158V233H160ZM177 232V231H176ZM176 232H174V234L175 235H178ZM193 232H194V230H193ZM224 232V231H223ZM1 233V232H0ZM108 233V232H107ZM116 233V232H115ZM135 233V234H136ZM148 233H146V235L148 234ZM155 233V232H154ZM158 233H157V237H159L160 236V234L158 235ZM171 233V232H170ZM199 233H201V234H199ZM198 233V235L200 236L201 235V237L202 238H204V239H208V237L206 238V235H205V233H202V232H199ZM3 234V233H2ZM64 234V235H63ZM99 234L100 233H98V235L97 236H99ZM127 234V233H126ZM134 233H133V235H135ZM140 234H142V231L140 230V233L139 234H136V236H138V239L137 240H139V238H140ZM144 234H145V232H144ZM163 234H166L165 233V231L163 232ZM173 234V233H172ZM191 234H193V233H191ZM191 234H189V235H191ZM196 234V233H195ZM203 234V235H202ZM28 235V234H27ZM111 235V234H110ZM149 235V234H148ZM150 235H151V233H150ZM153 235H155V234H153ZM167 235V234H166ZM194 235V234H193ZM47 236V237H46ZM114 236V235H113ZM128 236H129V234H128ZM192 236V235H191ZM205 236V237H204ZM37 236H35V238H36ZM95 237V236H94ZM115 237V236H114ZM130 237V236H129ZM128 237V238H129ZM149 237V236H148ZM196 237V236H195ZM200 237V238H201ZM38 238H40V236L38 237ZM98 238V237H97ZM109 238H110V236H109ZM188 238V237H187ZM198 238V237H197ZM201 238V239H202ZM218 238V237H217ZM70 239V238H69ZM72 239H70V241H72ZM95 239V238H94ZM111 239V238H110ZM130 239V238H129ZM128 239V240H129ZM140 239H144V238H140ZM148 239V238H147ZM204 239H202V240H204ZM37 240V239H36ZM39 240V239H38ZM66 240V239H65ZM103 240V239H102ZM137 240H135V237H134V242L135 241H137ZM146 240V239H145ZM144 240V241H145ZM150 240V239H149ZM149 240H147V244H148V241ZM154 240V239H153ZM175 240V239H174ZM173 240V241H174ZM205 240V241H206ZM42 241V240H41ZM40 241V242H41ZM72 241V242H73ZM99 241V240H98ZM97 239H96V244H97ZM110 241V240H109ZM114 241V240H113ZM205 241H203L204 242V244L206 243L207 244V242H205ZM207 241H209V243L211 242L210 241V239L209 240H207ZM212 241H214V240H212ZM39 242V243H40ZM95 241H93V243H94ZM139 242V241H138ZM155 242V241H154ZM216 243L217 242H219L218 240H216L215 241ZM212 243L211 242V244H213V245H215L216 243ZM22 243V242H21ZM42 243H43V241H42ZM46 243V242H45ZM87 243H89L88 241H87ZM177 243V242H176ZM175 243V244H176ZM198 243V242H197ZM256 243V242H255ZM27 244V243H26ZM44 244V243H43ZM95 244V243H94ZM102 244V243H101ZM153 244V243H152ZM202 244V243H201ZM58 245V246H59ZM76 245V244H75ZM114 245V244H113ZM123 245V244H122ZM150 245V246H149ZM154 245V244H153ZM193 245V244H192ZM209 245V244H208ZM44 246V245H43ZM42 246V247H43ZM78 246V245H77ZM89 246V245H88ZM91 246V245H90ZM115 246V245H114ZM147 246H149V247H151V240H150V244H148ZM52 247H53V245H52ZM59 247H61V245L59 246ZM58 247V248H59ZM87 247V246H86ZM96 247V246H95ZM105 247V246H104ZM138 247V246H137ZM205 247V246H204ZM213 247V246H212ZM40 248V247H39ZM48 248H50V247H48ZM46 249V250H51L52 248H50V249ZM119 248H121V247H119ZM131 248V247H130ZM140 248H141V246H140ZM184 248V247H183ZM116 249V248H115ZM129 249V248H128ZM139 249V248H138ZM150 249V248H149ZM32 250V249H31ZM53 250V249H52ZM66 250V249H65ZM105 250V249H104ZM147 250V249H146ZM164 250V249H163ZM203 250V249H202ZM68 251V250H67ZM141 251H142V249H141ZM151 251V250H150ZM201 251V250H200ZM51 252V251H50ZM60 252H62V251H60ZM64 252V251H63ZM118 252V251H117ZM140 252V251H139ZM147 252V251H146ZM19 253V252H18ZM29 253H31V252H29ZM28 253V254H29ZM34 253V252H33ZM58 253V252H57ZM175 253V252H174ZM179 253V252H178ZM27 254V255H28ZM42 254V253H41ZM70 254V253H69ZM137 254V253H136ZM142 254H144L143 253V251H142ZM59 255H62V253L61 254H59ZM95 255V254H94ZM177 255V254H176ZM255 255V254H254ZM30 256V255H29ZM41 256V255H40ZM43 256V255H42ZM91 256V255H90ZM35 257H36V255H35ZM39 257V256H38ZM62 257V256H61ZM63 257H65V256H63ZM115 257H117V256H115L114 255V253H113V257L111 258V260H113ZM143 257H144V255H143ZM162 257V256H161ZM174 257V256H173ZM41 258V257H40ZM105 258V257H104ZM121 258V257H120ZM136 258H139V257H137L136 256ZM48 259V258H47ZM56 259V258H55ZM74 259V258H73ZM84 259V258H83ZM110 259V258H109ZM142 259V258H141ZM152 259V258H151ZM181 259V258H180ZM244 259V258H243ZM137 260H139V259H137ZM204 260V259H203ZM41 261V260H40ZM123 262H124V260H122ZM167 261V260H166ZM136 262V261H135ZM64 263V262H63ZM79 263V262H78ZM126 263V262H125ZM137 263V262H136ZM135 263V264H136ZM34 264V263H33ZM96 264V263H95ZM108 264H110V262L108 263ZM124 264V263H123ZM128 264V263H127ZM143 264V263H142ZM261 264V263H260Z\"/></svg>", "mask_w": 264, "mask_h": 264}]
</instances>
